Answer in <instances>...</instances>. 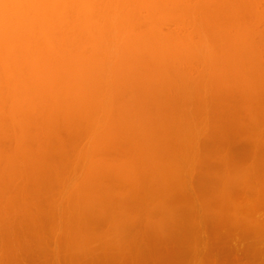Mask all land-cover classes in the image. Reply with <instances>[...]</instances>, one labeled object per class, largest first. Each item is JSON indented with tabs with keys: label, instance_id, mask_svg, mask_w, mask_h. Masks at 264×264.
I'll return each mask as SVG.
<instances>
[{
	"label": "clouds",
	"instance_id": "obj_1",
	"mask_svg": "<svg viewBox=\"0 0 264 264\" xmlns=\"http://www.w3.org/2000/svg\"><path fill=\"white\" fill-rule=\"evenodd\" d=\"M0 264H264V0H0Z\"/></svg>",
	"mask_w": 264,
	"mask_h": 264
}]
</instances>
